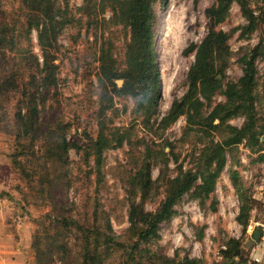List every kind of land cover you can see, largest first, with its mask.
<instances>
[{
  "label": "rangeland",
  "instance_id": "1",
  "mask_svg": "<svg viewBox=\"0 0 264 264\" xmlns=\"http://www.w3.org/2000/svg\"><path fill=\"white\" fill-rule=\"evenodd\" d=\"M56 1L55 76L48 88H37L21 57L26 49L42 62L38 32L31 29L30 42L20 35L28 10L20 0H0V29L6 27L14 38L11 45L0 44L5 56L0 75L21 65L29 86L25 82L14 96L0 91V264H173L184 256L197 264H264V0H242L257 16V26L248 32L237 1L220 22L206 13L215 0L152 1L159 92L134 82L137 95L119 91L123 77L111 79L115 90L108 80L110 66L120 74L130 69L131 28L113 9L127 2L92 0L84 13V0ZM211 29L228 37L227 51L214 54L216 69L223 67L219 86L199 84L200 103L165 126L162 118L172 101L187 90L194 52L184 49ZM256 47L252 102L239 104L251 107L258 141L225 145V165L208 197L199 200L193 186L177 201L173 216L160 223L158 237L137 247L129 210L143 195L140 175L150 169L143 208L155 211L173 177L203 167L216 143L234 139L250 122L244 107L235 108L239 113L233 117L222 108L218 117L210 114L226 101L227 83L238 81L242 58ZM33 92L40 117L37 128L26 132L18 112L24 113L22 102ZM101 125L109 146L98 154ZM231 177L252 207L244 233ZM254 227L262 231L259 239L251 236ZM231 238L239 241L233 256L227 250Z\"/></svg>",
  "mask_w": 264,
  "mask_h": 264
},
{
  "label": "trees",
  "instance_id": "2",
  "mask_svg": "<svg viewBox=\"0 0 264 264\" xmlns=\"http://www.w3.org/2000/svg\"><path fill=\"white\" fill-rule=\"evenodd\" d=\"M90 1L92 0H84L80 7L84 13L92 9V3H90ZM125 1L127 3L120 1L118 6L113 5V9L115 13L118 11H120V14L122 13L120 19L125 21V23L131 28L133 48L132 52L129 54L130 69L120 74L110 66V68H108V80L111 81L115 76L123 77L125 81L119 91L125 93L137 95L134 83L136 82L147 90H153V92H156L157 94L159 92L157 86L159 83V71L156 65V50L153 40L154 31L152 30V1L154 0ZM232 1H237L240 4L243 16L248 21L244 30L248 32L257 26V16L253 14L251 9L243 4L242 0H215V2L206 9L207 15L213 20V22L222 21L227 16ZM20 2L28 12L25 13L24 24L21 26L19 34L26 37L30 42V31L32 28H35L38 32V44L42 51V62H40L38 57L32 51L22 49L24 55L21 59H24V64L27 65L26 67L28 69L26 76L27 78L37 79V88H48L53 82L50 80H54L55 76L53 64L54 58L51 53L57 41V31L54 27L57 22L55 16L60 12V8L57 5L56 0H20ZM12 33L13 32L6 27L0 29V44L1 42H6L11 45L14 39ZM227 38L228 37L224 31L211 29L199 43L191 42L184 49L185 52H194V61L189 66L187 72V90L180 99L172 101L167 114L162 118V122L165 126H168L175 121L179 115L187 110H191L200 103L197 98L199 84H205L212 90H215L219 86L220 80L217 78V74H220L221 77L223 76V67L216 69L214 54L219 55L221 51H227ZM257 50L258 47L254 48L248 57L245 55L242 58L244 63L243 74L237 82L227 83L224 91L226 101L214 106V109L210 114L212 118L218 117V110L222 108L225 109L226 112L230 111L229 113H226V116L233 117L239 113L238 109L235 108L244 107L247 112L246 117L250 122L241 129L236 130V136H234V139H226L223 144L216 143L213 153L208 155L209 161L204 164L203 167L198 168L195 172L189 169L183 174H178L173 177L170 181L171 185L168 192L155 211H146L143 208L145 194L152 184L150 169H148L146 173L140 175L139 184L143 191H141L143 195L140 202L131 204L129 210L130 231H133L139 238L135 241L137 247L141 242H148L153 237H158L157 231L160 223L173 216L175 212V204L193 186H195L194 195L199 198V200L208 197L209 193L215 188L216 179L225 165V145H230L233 142H240L243 138H247L248 141H258L257 133L252 125L254 113L252 112L251 107H245V105L239 104L240 101L245 103L246 100L252 102L250 95L254 81V60ZM0 57L1 61L5 62L3 51L0 54ZM15 65H17V63H15ZM1 70H3V67L0 64V71ZM0 76V91L9 90L10 94L13 96L16 95L19 90H22L21 88L25 89V82L26 87H29L27 79L24 82L21 65L15 67L7 74L1 73ZM111 85L115 90V83L111 81ZM22 103H24L25 111L24 113L20 111L18 112V121L27 132L37 126L40 117V114L38 115L35 93H30L28 99ZM19 104L20 103H17V106ZM191 117H193L191 114L187 116L188 122H190ZM220 118H222V115H220ZM102 126L103 125H101L99 130L96 143L98 154L102 151L103 147L107 145L106 139L101 133L103 129ZM63 142L67 143L66 139H64ZM213 163L215 164L214 167H212ZM198 178H200V183L196 184ZM231 181L240 199L236 219L242 226V231L244 233L249 224L250 210L252 207L248 197L242 194V185L236 180V177H231ZM261 235V229L254 227L251 236L255 239H259ZM103 236L107 237L111 242H114V237L112 235L103 233ZM228 243L227 250L229 249V251H231L232 256L237 255L239 252V241L231 238ZM172 263L197 264L198 260L193 257L184 256V258L177 261L175 259L172 260Z\"/></svg>",
  "mask_w": 264,
  "mask_h": 264
}]
</instances>
